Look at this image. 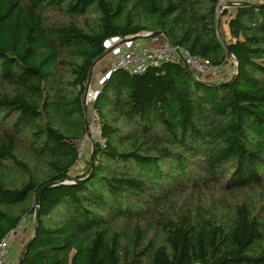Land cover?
Segmentation results:
<instances>
[{
    "label": "trees",
    "instance_id": "trees-1",
    "mask_svg": "<svg viewBox=\"0 0 264 264\" xmlns=\"http://www.w3.org/2000/svg\"><path fill=\"white\" fill-rule=\"evenodd\" d=\"M220 3L0 0V239L38 204L19 264H264V5ZM154 31L230 75L109 70L74 172L93 60Z\"/></svg>",
    "mask_w": 264,
    "mask_h": 264
},
{
    "label": "built area",
    "instance_id": "built-area-1",
    "mask_svg": "<svg viewBox=\"0 0 264 264\" xmlns=\"http://www.w3.org/2000/svg\"><path fill=\"white\" fill-rule=\"evenodd\" d=\"M222 1V0H221ZM118 38L108 39L105 42V46L111 47L119 43ZM113 41V45L109 46L108 43ZM134 40L120 43L122 45H116L114 51H116L115 58L113 59L109 70L121 68L128 72L141 73L146 70L148 66L158 64L165 61H177L181 60L186 64L195 74V76H210L218 73V70L211 66L208 60L198 57L191 56L185 49L179 48L175 45H171L167 40H164L159 45H142L139 42L134 43ZM124 45V46H123ZM123 46V47H122ZM117 49V50H116ZM97 90L87 92V100L91 103L96 95ZM90 98H89V97ZM86 103H88L86 101ZM94 116V113H93ZM96 134L98 135L99 129L95 125ZM87 135L79 141L78 155L81 158L84 151V145L87 140ZM79 158V159H80ZM77 160V164L79 163ZM21 222L17 227L11 230L7 235L0 239V264H7L9 258L10 245L14 241L15 233Z\"/></svg>",
    "mask_w": 264,
    "mask_h": 264
},
{
    "label": "rangeland",
    "instance_id": "rangeland-1",
    "mask_svg": "<svg viewBox=\"0 0 264 264\" xmlns=\"http://www.w3.org/2000/svg\"><path fill=\"white\" fill-rule=\"evenodd\" d=\"M221 2H224V0H222ZM142 34V33H141ZM121 40H119L120 42ZM162 43V42H161ZM113 41H110V43H108L109 46L113 45ZM160 44V43H159ZM159 44H156V45H159ZM119 46L122 45V44H118ZM124 46V45H123ZM122 46V47H123ZM113 49L115 48H112L108 51V53L100 60H98L94 66H93V70H92V75H91V81H90V86H89V89H88V93L89 91H94V90H97L100 86V84L103 82V80L106 78L107 76V73L109 72V68H106L104 69V71H99V68H100V63L105 59L107 60L109 57L112 56V58L114 57L115 58V54H116V51H114ZM117 50V49H116ZM104 60V61H105ZM108 69V70H107ZM231 64L228 62L224 67H223V71L219 74H215V75H212V76H206L207 78H215V77H221V78H225L227 77L228 75H230L231 73ZM96 79H94V78ZM89 97V96H88ZM90 98V97H89ZM86 101L88 103H86V123L88 125V128H89V131H90V134L92 136V139L93 138H97L98 135L96 134V130H95V125H96V118L93 116V112L91 111V108H90V105H89V101L87 100V97H86ZM87 135V134H86ZM88 138V136H87ZM91 141L89 139L86 140V143L84 145V151H83V155L81 157L85 158V157H88L89 154H90V151H91ZM78 148H79V145H78ZM80 158V157H79ZM83 158H80L79 159V163L80 162H83ZM80 168V165L78 164L77 166L74 167V172L78 171ZM73 173V172H72ZM33 233V216H27L25 217V219H22L21 221V225L18 229V232L15 233V236H14V243H12V246L15 250V252H18L21 250V247L22 245L25 244V242L27 241V239L30 238V236L32 235ZM16 239V240H15ZM18 243V244H17Z\"/></svg>",
    "mask_w": 264,
    "mask_h": 264
},
{
    "label": "water",
    "instance_id": "water-1",
    "mask_svg": "<svg viewBox=\"0 0 264 264\" xmlns=\"http://www.w3.org/2000/svg\"><path fill=\"white\" fill-rule=\"evenodd\" d=\"M236 4H243V5H252V6H262L264 5V2H249V1H240V2H235V3H229V2H221L219 4V9L220 11L226 7V6H231V5H236ZM157 35H161L163 36L171 45H173L171 43V41L168 39L167 35L163 32V31H154V32H151V33H144V34H138V35H135V36H131V37H126V38H123L121 39V41L117 44H120V43H124V42H128V41H131V40H134L136 37H155ZM117 44L111 46V47H108L101 55H99L97 58H95L92 62V65L89 69V72H88V75H87V80H86V84H85V90H84V94H83V105H84V111H85V117H86V96H87V92H88V89H89V86H90V81H91V75H92V70H93V66L94 64L102 59L110 49H112L113 47H115ZM227 51L228 53L230 54V51L229 49L227 48ZM231 55V54H230ZM86 119V118H85ZM85 129H86V134L88 136V139L91 141L92 140V136L90 134V131H89V128H88V125L86 123V120H85ZM92 144V143H91ZM92 149L90 151V154H89V160L91 161L92 159ZM37 223H38V204L35 205V208H34V213H33V234L35 235L36 234V231H37ZM31 242V239L28 240L26 243H25V246L20 254V257L18 258V261L16 264H19L20 260H21V256L23 255V253L25 252L26 248L28 247V245L30 244Z\"/></svg>",
    "mask_w": 264,
    "mask_h": 264
},
{
    "label": "crops",
    "instance_id": "crops-1",
    "mask_svg": "<svg viewBox=\"0 0 264 264\" xmlns=\"http://www.w3.org/2000/svg\"><path fill=\"white\" fill-rule=\"evenodd\" d=\"M240 1L264 2V0H224V2H229V3H235V2H240ZM222 31L224 32L225 36H227L228 30H227V26L225 25V23H222ZM164 40L165 39L163 37H161V36L150 37V38L149 37H139V38L134 40L135 41L134 43L139 42L142 45L144 44V45H147V46H151V45L159 44V43L163 42ZM113 59H114V57L112 58V56L109 57L107 60L104 59L105 61L103 60L100 63L99 71L102 72V71H104V69L109 68L111 66V63H112ZM12 243H14V241ZM12 243L10 245L9 258H8L7 264H16L17 263V254H18L19 251L15 252V250H14V248L12 246Z\"/></svg>",
    "mask_w": 264,
    "mask_h": 264
}]
</instances>
